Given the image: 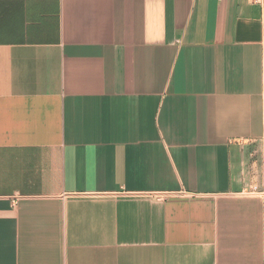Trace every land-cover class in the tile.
Wrapping results in <instances>:
<instances>
[{
  "label": "crops",
  "instance_id": "1",
  "mask_svg": "<svg viewBox=\"0 0 264 264\" xmlns=\"http://www.w3.org/2000/svg\"><path fill=\"white\" fill-rule=\"evenodd\" d=\"M0 264H264V5L0 0Z\"/></svg>",
  "mask_w": 264,
  "mask_h": 264
},
{
  "label": "built area",
  "instance_id": "2",
  "mask_svg": "<svg viewBox=\"0 0 264 264\" xmlns=\"http://www.w3.org/2000/svg\"><path fill=\"white\" fill-rule=\"evenodd\" d=\"M258 3L264 5V0H256Z\"/></svg>",
  "mask_w": 264,
  "mask_h": 264
}]
</instances>
